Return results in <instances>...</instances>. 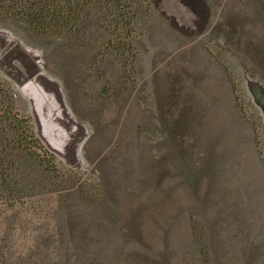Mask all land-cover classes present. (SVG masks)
I'll return each mask as SVG.
<instances>
[{
	"label": "rangeland",
	"instance_id": "obj_1",
	"mask_svg": "<svg viewBox=\"0 0 264 264\" xmlns=\"http://www.w3.org/2000/svg\"><path fill=\"white\" fill-rule=\"evenodd\" d=\"M141 3L133 66L97 7L63 37L0 15V114L56 166L0 132V264H264V0Z\"/></svg>",
	"mask_w": 264,
	"mask_h": 264
},
{
	"label": "trees",
	"instance_id": "obj_2",
	"mask_svg": "<svg viewBox=\"0 0 264 264\" xmlns=\"http://www.w3.org/2000/svg\"><path fill=\"white\" fill-rule=\"evenodd\" d=\"M144 1L149 4L150 0ZM142 5L141 0H0V15L25 23L35 36L63 37L77 33L86 11L97 7L101 16L100 27L104 30V43L111 51H116L119 57L130 59L133 66L137 50L130 38ZM14 115L12 120L6 121L5 113L0 114V132L4 133L3 137H7L6 134L11 131V136L22 138L23 133L28 131L29 144L22 149L43 158L51 167H56L54 153L45 147L33 131L31 116L18 112ZM19 145H13L12 148L17 149ZM11 175L0 170V195L7 200L18 197L19 193ZM196 226L193 220L194 235H197ZM202 255L203 264H210L207 253L203 251Z\"/></svg>",
	"mask_w": 264,
	"mask_h": 264
}]
</instances>
